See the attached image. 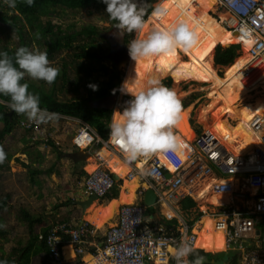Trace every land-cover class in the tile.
Instances as JSON below:
<instances>
[{
    "label": "built area",
    "instance_id": "2783aa9c",
    "mask_svg": "<svg viewBox=\"0 0 264 264\" xmlns=\"http://www.w3.org/2000/svg\"><path fill=\"white\" fill-rule=\"evenodd\" d=\"M215 11H210L223 26L232 32H237L242 41L248 44L249 61L243 66L242 84L247 80L258 84L264 75V0H216ZM221 15H226L222 19ZM217 48V47H216ZM249 92L253 97L264 100L262 87ZM124 95L121 104L131 99ZM59 117V116H58ZM27 129L29 139L34 143L47 145L52 135L42 123H36L25 118L20 121ZM250 129L254 137L264 144V115L255 113L250 121ZM174 131V129H173ZM39 132L40 135L31 134ZM175 133V131H174ZM102 144L103 147L123 153L120 146L100 136H95L91 127L83 124L72 140L75 150H88L93 145ZM185 149L187 159L180 153L154 154L142 168L139 175L142 182H149V187L157 194V201L170 204L186 197L196 200L195 185L210 176L216 180L210 190L215 193H231V201L222 203L223 216L216 227H224L225 249H235L241 252L243 264H264V247L259 246V236L256 234L258 223L264 217V148L254 147L250 153L233 154L228 146L216 138L210 131L202 130L195 136ZM101 163L85 179L86 193L104 199L111 195L116 187V180L107 168L103 166V159L97 156ZM133 172L128 179H132ZM232 179L237 183L233 184ZM203 200V198H200ZM174 204V205H175ZM208 206L207 202L204 203ZM174 210L173 205L170 206ZM146 208L136 203L124 204L118 208V222L109 227L103 244L97 248L94 255L95 264H171L170 249H174L182 240L190 243L193 249L197 235L195 230L207 210L192 224L180 220V227L165 222H154L145 218ZM179 220L178 216L164 215V220ZM214 219H218L213 217ZM89 222L81 225L60 221L54 224L46 236H40L46 241L49 259L53 264H65L64 247L71 245L76 258L86 253L89 236L94 231L89 229ZM200 230V228H197ZM260 242V241H259ZM76 264H86L80 258Z\"/></svg>",
    "mask_w": 264,
    "mask_h": 264
},
{
    "label": "rangeland",
    "instance_id": "374dc122",
    "mask_svg": "<svg viewBox=\"0 0 264 264\" xmlns=\"http://www.w3.org/2000/svg\"><path fill=\"white\" fill-rule=\"evenodd\" d=\"M160 1L154 0L152 6L155 7ZM141 4L144 6L142 2ZM105 9L103 5L98 3H91L78 9L62 6L49 7L48 13L41 15L40 19L42 22L51 21L52 25L55 27L60 26L67 33H82L77 36L76 41H73L68 49L61 50L56 54L54 59L49 60L53 67L59 69L57 77L51 84L43 80L25 78L32 84L42 87L46 92L54 93L59 101H72L81 96H92L94 100L91 104L99 106L100 102L96 99L95 94L101 89L106 88L105 83H107L108 78L99 75L98 71L99 67L105 66L109 69L108 73L111 75L113 72L118 71L122 74L120 82L114 77V89H118L119 97L117 101L119 104H121L124 95L128 94L131 96V94L122 89L127 60L123 57L120 61L115 62L110 53L112 49L115 48L116 50V45L120 46L122 43H125L127 47L129 41L137 39L140 29L132 32L121 30L117 33L115 29L116 21L107 15ZM221 16L224 17L223 15ZM21 23L26 25L25 34L29 43L28 47L46 51V44L44 41H41L42 36L32 32L24 18ZM225 44V48L234 45L228 40ZM235 45H240L237 57L239 58L244 53V45L238 43H235ZM20 46V38L17 32L8 24L0 23V50L3 47L17 49ZM219 46L222 47L223 45ZM84 49L97 53V57L100 59L76 58L75 55L81 53ZM216 49L213 53V60ZM118 50L124 53L122 47ZM117 63L120 67H117ZM82 65L87 68L94 67L95 71H93L90 77H87L85 72L80 71ZM214 65L218 76L222 77L224 69L228 65L222 66L216 63ZM169 79H171L170 76H167L160 80V82L176 93L177 97L181 100L182 109L190 108V125L196 136L201 132V129H206L205 124L200 120V112L208 104L209 100L213 99V96L215 97L216 95L209 89V83L189 81L176 84L173 78L168 83ZM89 85H95V90ZM244 105L238 103L237 108H244ZM119 110H122V107L120 105L115 106L114 111L117 112ZM19 115L23 119L27 118L24 114ZM23 119H19V121ZM66 121L58 118L48 120L49 133L52 135V140L55 141V147L49 143L41 146L32 145L29 142L30 136L26 135L27 129L21 125V122L15 124L13 131L5 137L0 145L5 152V159L0 163V200L6 195L9 196L7 207L1 214L4 228L8 231V235L5 239L0 238V259L6 260L8 264H39L44 256V252H42L39 245L38 236L42 234V230L60 221H74L73 218L80 216V213L72 206L77 205V199H81L83 195L81 184L84 181L85 174L92 172L87 169L88 164L91 163L90 160L95 161V159L93 157L88 158L84 166V162H82L83 165L82 163H73L68 157L66 151L71 147V140L75 136L79 126L73 127L72 124L71 127L65 128L60 125H66ZM43 125L45 126V122L42 123ZM51 127H54V129L52 130ZM2 128L3 123L0 122V130ZM31 134L40 135L39 132ZM140 159L144 158L140 157ZM103 166L109 168L108 165ZM97 167L98 164L96 163ZM110 170L112 171V169ZM123 184L122 181L120 184L117 183V188L119 186L123 187ZM108 200L101 201L99 205L105 204ZM197 200L196 209L184 210L181 200L178 204L174 205V208L179 210L181 221L189 223L196 219L199 212L203 214V210H207L206 215L212 216V218L216 217L219 219L223 216L220 206L213 204L205 206L202 202H199V199ZM95 202L92 204L96 206L98 202ZM130 203L132 202H123L121 205ZM164 204H162V209ZM23 210L28 211L35 219L41 220V222L36 224L34 234L30 233L27 222L23 220ZM76 212L77 214H75ZM162 213L164 217V211ZM115 215L117 221L111 222ZM115 215L109 220L112 224L108 221L109 223L105 224L102 229H97L99 235L105 232L106 227H113L117 224L119 218L118 210ZM84 219L86 222L88 221L86 216ZM174 220L179 223L178 227H180L178 219L174 218ZM89 224L90 230L92 228L95 229L90 222ZM220 245H225V232L220 236V240L213 243L211 246L213 249L208 251L220 249ZM225 250L229 251L228 249ZM225 250H223L224 253L226 252ZM69 252L67 251L66 256L71 260L65 259V262L74 264L73 262L77 258H75L74 253L72 255ZM171 252L173 253V251ZM88 257L85 256L83 258L85 262H87ZM240 264L243 263L241 262Z\"/></svg>",
    "mask_w": 264,
    "mask_h": 264
},
{
    "label": "bare ground",
    "instance_id": "6f19581e",
    "mask_svg": "<svg viewBox=\"0 0 264 264\" xmlns=\"http://www.w3.org/2000/svg\"><path fill=\"white\" fill-rule=\"evenodd\" d=\"M216 4V0H161L158 5L164 10V15L157 18L151 16L150 13L144 21V26L140 29L137 39L145 38L153 30L168 29L177 22L184 21L195 33L196 43L190 49L178 47L168 53L144 57L135 61L129 57L122 89L126 82V92L134 94L145 87L149 78L160 81L167 76L173 78L176 84L189 81L209 83V89L216 96L209 100L200 112V120L206 127L204 130L210 131L225 143L233 154L243 155L250 153L254 147L264 148V144L254 137L249 126L255 113L264 115V100L257 97L252 102L251 99L256 97L257 93L254 96L249 95V92L259 87L258 84L261 85L264 93V75L258 84H254L252 79L247 80L246 85L242 84L240 71L250 59L248 44L243 42V55L224 69L222 77L218 76L213 60L216 47L223 45L222 47L225 48L227 40L235 44L241 43L242 39L239 34L236 35L227 30L219 19L210 14V11H215ZM223 16L222 19H225L226 15ZM262 73H264V69ZM238 103L245 104V107L237 108ZM116 114L117 112H115ZM174 131L183 141L184 147L180 154L186 160L188 153L185 147L195 139L190 125V108L182 109L181 119ZM100 154L109 169H112V172L119 177L121 176L120 178H124H122L124 184L119 199L106 202L96 213L91 215L89 222L96 228H101L103 223H108L116 214L121 203L133 202L136 198V190L140 186L138 177H134L132 180L126 179L132 171V167L128 163L104 148ZM158 154L160 155V153ZM150 158L140 159L135 163L136 167L142 169ZM90 162L87 169L93 172L97 169L96 163L94 160H90ZM232 182L233 184L237 183L234 179ZM214 183L216 180L210 176L204 178L202 182L199 181L194 186L197 189V197L203 198V203L207 202L217 206L230 202L231 193H215L210 190ZM92 203L88 206L89 209L86 208V215L89 210H92L94 206ZM163 211L164 215L169 217L176 215L167 203L163 205ZM221 221V218L214 219L212 216H203L197 225L200 230L197 228L195 230L197 235L195 247L205 251L213 249L211 247L213 243L224 233H219L216 230V224ZM222 228L224 229V227Z\"/></svg>",
    "mask_w": 264,
    "mask_h": 264
},
{
    "label": "clouds",
    "instance_id": "9594fccd",
    "mask_svg": "<svg viewBox=\"0 0 264 264\" xmlns=\"http://www.w3.org/2000/svg\"><path fill=\"white\" fill-rule=\"evenodd\" d=\"M24 2L31 5L33 0H24ZM102 2L106 5L107 15L116 21L117 33L121 30L132 32L143 28L146 9L142 6L141 0H102ZM4 3H7L9 7H15L16 0H4ZM162 15H164V10L159 5L153 7L151 16L159 18ZM195 43V33L186 22L179 21L171 28L153 30L143 39L129 41L127 50L129 57L135 61L168 53L178 47L190 49ZM123 45L125 43H122L120 48H123ZM58 73L59 69L51 65L46 51L20 46L10 56L6 51L0 50V96L8 97L7 103L1 99L0 102L12 109V113L15 111L18 114H24L30 121L36 123L54 119L56 115L71 117L41 108L39 96L30 92L27 82H23L25 77H28L51 84ZM125 84L124 90L126 91ZM89 86L93 90L96 88L95 85ZM131 97L125 102L123 109L117 111L109 122V141L120 146L128 162L136 161L140 157H152L157 153H180L184 144L173 131L182 115L181 100L176 93L159 80L149 78L145 87L131 94ZM80 150L82 149H78ZM4 159L5 152L0 147V163ZM193 252L190 243L182 240L173 249L176 264H203L204 257L199 255H194L192 260L187 259ZM95 253L86 249V253L77 259L80 261L82 258L85 262L83 259L85 255H93L94 259ZM0 264H8V262L0 259ZM51 264H53L52 261ZM65 264L68 263L65 262Z\"/></svg>",
    "mask_w": 264,
    "mask_h": 264
},
{
    "label": "trees",
    "instance_id": "16d2710c",
    "mask_svg": "<svg viewBox=\"0 0 264 264\" xmlns=\"http://www.w3.org/2000/svg\"><path fill=\"white\" fill-rule=\"evenodd\" d=\"M141 2L144 4V7L146 9L144 14L145 21L148 15L152 12V3L154 2V0H142ZM91 3H98L106 8V5L102 2V0H33V3L31 5L25 3L24 0H16L15 7H9L7 3H4V0H0V23L8 24L10 27H12L17 32L18 37L20 38L21 46H28L29 43L27 42L25 34L26 25L21 23L24 18L27 22V26H29L32 32H35L36 34H40L42 36L41 41H44L46 44L45 48L47 57L49 60H52L61 50L68 49L71 46L72 42H75L77 36L81 35L82 32L67 33L60 26L55 27L54 25H52L51 21L42 22L40 19L41 15H45V13H48V8L51 6H62L70 9H78ZM239 49L240 45L235 44L227 48L218 46L214 58L215 63L222 66L232 64L239 55ZM2 50L6 51L11 56L16 49L3 47ZM97 56V53L90 52L85 49L81 53L75 55L76 58L83 57L93 60L100 59ZM80 71L85 72L86 76L90 77L95 70L94 67L87 68L86 66L82 65ZM98 72L99 75L107 77L108 81L107 83H105L106 88L101 89L95 94L96 99L111 95L112 92L118 93V89H114V77H116L117 81L120 82L122 80V74H120V72L118 71L113 72V74L111 75L108 73L109 69L105 66L99 67ZM170 81L171 79H169L168 83H170ZM23 82H27L28 90L30 92L39 96L41 108H45L48 111L57 114L79 118L95 128L97 133L102 137L103 140H107L109 138L108 124L110 122L113 111L110 109L99 108L92 105L91 102L94 100L92 96L79 98L72 101H59L55 97L54 93L46 92L42 87L32 84L26 78ZM0 99L6 103L8 102V97L6 96H0ZM19 119L23 118H21L20 115L15 111L12 113V109L0 102V122L3 123V128L0 130V145L2 144V141L5 139V137L13 131L15 124L19 122ZM27 134L28 133H26V135ZM50 144L54 146V143L51 142ZM98 147L101 148L102 144L98 145ZM116 187L114 191H117ZM8 197L9 196L6 195L3 199L0 200V238L3 239L7 237L8 231L4 228V222L1 214L7 207L9 199ZM109 198H117V194L114 193ZM181 204L184 210L196 209L197 207V203L193 199L188 197L181 200ZM201 215L202 213L199 212L194 221H196ZM22 216L23 220L28 224L30 233L34 234L35 226L37 223L41 222V220L35 219L29 214L28 211L25 210L22 211ZM194 221H192L191 223H193ZM174 223H177V221L174 220ZM258 229L261 231L260 239L261 244L264 247V217L262 221L258 223ZM49 230L50 229L47 230L46 228L43 229L42 235L45 237ZM216 230L219 231V233L224 232V229L222 227H216ZM39 245L41 247V250L45 254L39 264H51L45 239L40 240ZM225 247L223 249H216L214 251L206 252L202 249H193L194 252L188 257V260H192L194 255H199L204 257L203 264H211V261L220 260L223 257L224 252L219 251L225 250ZM229 257L230 258L227 264L241 263L242 254L240 251L235 249L230 250Z\"/></svg>",
    "mask_w": 264,
    "mask_h": 264
},
{
    "label": "crops",
    "instance_id": "0c3cea01",
    "mask_svg": "<svg viewBox=\"0 0 264 264\" xmlns=\"http://www.w3.org/2000/svg\"><path fill=\"white\" fill-rule=\"evenodd\" d=\"M86 97H88V96H81L80 98H86ZM79 99V98H78ZM99 102H100V100H99ZM92 103V102H91ZM107 104H109V103H107ZM96 107H99L98 105L96 106ZM99 108H102V107H99ZM110 110H112L113 111V113H112V116H111V119H110V121L113 119V117H114V115H115V111L113 110V109H110ZM120 111V110H119ZM55 118H58V119H63V120H67L66 121V125H64V124H60L61 126H63V127H65V128H67V127H71V125L73 124V127H78L79 126V128L78 129H80V127L85 123V124H87V125H89L88 123H86L85 121H83V120H81V119H79V118H75V117H58V115H56V117ZM45 126L49 129V127H48V121H46L45 122ZM90 126V125H89ZM91 127V129H92V131H93V133H94V135L95 136H100L98 133H97V131H96V129L95 128H93L92 126H90ZM51 129L53 130L54 129V127H51ZM78 131V130H77ZM176 132V131H175ZM28 133V132H27ZM29 134H27V136H28ZM101 137V136H100ZM102 138V137H101ZM73 140V139H72ZM72 140H71V142H72ZM29 142L32 144V145H36V146H41V144L38 142V143H34L31 139L29 140ZM54 143V146H55V141H53V140H51L50 142H49V144L50 143ZM51 145V144H50ZM98 145L99 144H97V145H93L91 148H89L88 150H86V151H88V153H90L91 154V156H93V158L95 159V161H96V163L98 164V166L101 164L99 161H98V155L99 156H101V154H100V152H101V150L104 148V149H106V147H101V148H99L98 147ZM53 146V145H52ZM83 150V149H82ZM108 151H109V149H107ZM78 150H75L73 147H72V143H71V147L66 151V153H67V155L68 154H71V153H74V152H77ZM109 152H111V153H115L120 159H122L124 162H126V163H128L131 167H132V171L131 172H133V174H134V176H133V178L134 177H138L139 179V188L137 189V191H136V199H135V201L134 202H132V203H136V204H139V205H143L145 208H146V212H145V218L147 219V220H150L151 221V223L153 224L154 222H167L166 220H164V217H163V209H162V204L164 203V201L163 202H157L154 206H148L146 203H145V192H146V190H148L150 187H149V182H142L141 180V177L139 176V175H137V174H139L140 173V171H142V169H139L138 167H136L137 165L135 164V163H137L138 161H139V159L140 158H138L136 161H132V162H128L127 160H126V158H125V155L124 154H122V153H120V152H118L116 149H114V151L112 152V151H109ZM154 155V154H153ZM104 159V158H103ZM72 160V159H71ZM87 160H88V158L86 159V162H87ZM73 161V160H72ZM86 162H84V166H85V164H86ZM104 162V161H103ZM106 162V161H105ZM103 163V165H107V163ZM73 163H82V161L81 162H74L73 161ZM82 165H83V163H82ZM83 166V167H84ZM106 168V167H105ZM85 169V168H84ZM107 170L110 172V173H112V175L113 174H115V173H113L109 168H107ZM130 172V173H131ZM90 173H87V174H85L86 176H85V178H84V181H83V183L81 184V186H82V190H83V195H82V197H81V199H77V201H76V204L77 205H74V206H72V207H74V208H76V211H78L79 213H80V216L78 217V218H73L74 219V221H69V222H72V223H74V224H78V225H81L82 223H84V222H86L85 221V216H86V219L89 221V219L91 218V215L92 214H94V213H96L98 210H99V208L100 207H102V206H104L105 204H101V205H99V203H101V201H103V200H105V199H110L109 197L110 196H112L114 193H116L117 194V198H114V199H119V197H120V195H121V190H122V186H119V188H117L116 190L117 191H114L113 190V192H112V194L111 195H109V196H107L106 198H104V199H102V200H100V199H98L99 201H97L98 202V204H96V206L94 205L93 207H92V210H89L88 211V213H87V215H86V210L84 211V209L82 208V206L80 205V202H84V201H87L90 197H92L91 195H89L88 193H86V190H85V187H84V183H85V179H86V177L89 175ZM120 178V177H119ZM128 178V177H127ZM132 178V179H133ZM121 180L120 181H122V184L124 183V180L122 179V178H120ZM132 179H129V180H132ZM197 199H199V202H202V204H204L203 203V200H200V198H197ZM194 200L196 203L198 202V200ZM112 200V199H111ZM110 200H108L107 202H109ZM69 203H71V202H69ZM68 203V204H69ZM75 204V203H74ZM168 204V203H167ZM174 204L175 203H173V202H171L170 204H168L169 206H172L173 205V208H174ZM120 207V206H119ZM172 208V207H171ZM179 210H177L176 208L174 209V212H175V214H176V216H178L179 217V212H178ZM74 212H75V210H74ZM75 214H77V212L75 213ZM180 220H181V218L179 217V222H180ZM195 220V219H194ZM193 220V221H194ZM87 221V222H88ZM112 221H117V218H116V215L114 216V218L111 220V222ZM66 222V221H65ZM110 222V221H109ZM108 222V223H109ZM110 222V223H111ZM174 222V220L173 221H169V222H167L166 224H169V223H171V224H174V225H176V226H178L179 225V223L177 222V223H173ZM192 222V221H191ZM190 222V223H191ZM91 223V222H90ZM105 224H107V223H103V225H102V227L101 228H96L93 224V227H95V229L94 228H92L91 230L92 231H94V233H92L91 235H90V237L88 238V245H86V249H87V251H89V252H96L97 251V248H99V246L101 245V244H103V242H104V236H105V233H106V230L109 228V227H106V229H105V232L102 234V235H99L98 234V230L97 229H102L103 227H104V225ZM112 224V223H111ZM192 224V223H191ZM52 225V224H51ZM50 225V226H51ZM52 227V226H51ZM51 227H48V228H46L47 230L48 229H50ZM45 229V228H44ZM259 230V229H258ZM257 230V231H258ZM257 231H256V234H257ZM260 231V230H259ZM42 234H39L38 236H39V241L41 240L40 239V236H41ZM259 236V241H258V243H259V246H261V247H263L262 246V244H261V239H260V236H261V231H260V235H258ZM218 240H220V238L218 239ZM225 247V245H220L219 246V248L220 249H223ZM72 246H70V245H68V246H66V248H64V255H65V259L66 260H71V259H68L67 258V256H66V254H67V251H70L69 252V254H72L73 255V252H72ZM229 251L230 250H232V249H228ZM171 251H173V249H170V252ZM226 251V250H225ZM43 252V251H42ZM221 252H224V251H221ZM45 255V254H44ZM171 255H172V259H171V261H172V263L171 264H176V259H175V256H174V253H172L171 252ZM85 256H89L88 258H87V264H93L94 263V259L92 258L93 257V255H90V254H87V255H85ZM84 256V257H85ZM44 257V256H43ZM83 257V258H84ZM73 259V258H72ZM187 259H188V257H187ZM77 261H78V259L75 261V262H73L74 264H76L77 263ZM154 264H159V262H153ZM148 264H151V263H148ZM167 264V263H166Z\"/></svg>",
    "mask_w": 264,
    "mask_h": 264
},
{
    "label": "water",
    "instance_id": "95a60500",
    "mask_svg": "<svg viewBox=\"0 0 264 264\" xmlns=\"http://www.w3.org/2000/svg\"><path fill=\"white\" fill-rule=\"evenodd\" d=\"M234 34H238L237 32H235ZM123 50L125 52L124 55V59L128 60L129 59V55H128V50L127 47L125 45H123ZM117 67H120V65L117 63L116 64ZM119 97V93L113 94L111 96H106L102 99H100V105L99 107L102 108H106V109H113L115 108V105L117 104V100ZM109 103V104H107ZM91 156L90 153L85 152L83 150L68 154V157L70 159H72L74 162H86V159ZM113 178L116 181H120L121 179L119 178L118 175L113 174ZM95 201H99L97 196H92L90 197L87 201L84 202H80V205L82 206V208L84 209V211L86 210V208ZM157 201V195L155 193V191L153 189H148L145 192V203L148 206H154L156 204ZM257 235H260V231H257ZM229 251H226L223 255V257L220 260H215V261H211V264H227L228 260H229Z\"/></svg>",
    "mask_w": 264,
    "mask_h": 264
},
{
    "label": "flooded vegetation",
    "instance_id": "af4514ba",
    "mask_svg": "<svg viewBox=\"0 0 264 264\" xmlns=\"http://www.w3.org/2000/svg\"><path fill=\"white\" fill-rule=\"evenodd\" d=\"M117 49H120V46L116 45V50H115V48H114V49L111 50V53H110V55H112V59H113V61H115V62L120 61V59L123 58L124 55H125V52L123 53V52H120L119 50L117 51ZM123 51H124V50H123ZM113 94H116V93L112 92L111 95H113ZM111 95H108V96H111ZM103 98H104V97H103ZM101 99H102V98H101Z\"/></svg>",
    "mask_w": 264,
    "mask_h": 264
}]
</instances>
